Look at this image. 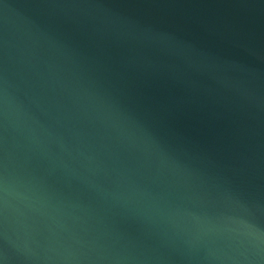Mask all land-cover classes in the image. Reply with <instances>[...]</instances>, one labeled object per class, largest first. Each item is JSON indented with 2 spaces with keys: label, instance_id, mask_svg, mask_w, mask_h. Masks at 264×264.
<instances>
[{
  "label": "water",
  "instance_id": "obj_1",
  "mask_svg": "<svg viewBox=\"0 0 264 264\" xmlns=\"http://www.w3.org/2000/svg\"><path fill=\"white\" fill-rule=\"evenodd\" d=\"M0 264H264V0H0Z\"/></svg>",
  "mask_w": 264,
  "mask_h": 264
}]
</instances>
